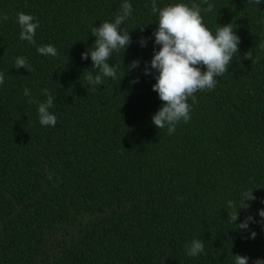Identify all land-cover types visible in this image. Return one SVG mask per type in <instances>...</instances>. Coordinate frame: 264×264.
<instances>
[{"label": "trees", "instance_id": "16d2710c", "mask_svg": "<svg viewBox=\"0 0 264 264\" xmlns=\"http://www.w3.org/2000/svg\"><path fill=\"white\" fill-rule=\"evenodd\" d=\"M124 0H0V264H248L264 260V226L234 225L264 208V2L208 0L203 23H232L239 58L213 90L189 98L190 120L169 135L151 117L162 106L152 85V0H128L125 52H113L117 78L88 85L81 59L95 41L91 27L113 22ZM207 5L203 0H156ZM38 21L35 44L20 39L16 14ZM143 28V30H141ZM147 39L146 46L139 44ZM53 45L56 56L38 46ZM251 51L252 61L244 59ZM32 68H15L16 57ZM139 60L138 68L126 72ZM93 74L97 73L92 69ZM138 82L131 83L136 78ZM27 87L32 95L25 96ZM54 97V127L42 126L38 104ZM254 190L249 207L229 223L228 201ZM193 239L204 252L190 257Z\"/></svg>", "mask_w": 264, "mask_h": 264}, {"label": "clouds", "instance_id": "9594fccd", "mask_svg": "<svg viewBox=\"0 0 264 264\" xmlns=\"http://www.w3.org/2000/svg\"><path fill=\"white\" fill-rule=\"evenodd\" d=\"M264 0H251V3L261 4ZM207 5L201 8L198 4L192 3H171L163 7H158L156 0H152V12L158 16L156 29L152 33L154 44L159 45L157 50L153 48V56L150 67L145 65L144 75L153 74L155 70V83L152 90L159 96L162 106L152 115L151 121L157 129L167 128L171 135L176 131V126L181 121L187 123L191 116V105L189 98L195 99L197 91L213 90L217 84V77L229 71L234 57L239 58L240 37L236 34L232 23L220 25L217 23L213 33L204 23L202 12H212L214 5L203 0ZM132 5L128 0L121 4L120 11L116 14L113 22L103 21L98 27H91V36L95 37L94 43L81 54L82 60L89 57L92 61V69L85 70L82 75L88 85L93 87L103 85L104 78H117V66L110 64L112 53L123 50L131 44L130 32L121 29V25L131 16ZM17 23L20 27V39L26 40L30 44H35L34 39L36 29L39 27L38 21L34 22V17L24 12L16 14ZM7 14L0 16V20L6 21ZM143 30V28H141ZM139 44L144 47L147 44L146 38H141ZM264 47V45H261ZM37 52L41 55L56 56L57 49L53 45H43L37 47ZM244 59L252 61L251 51L244 54ZM139 60H134L127 67L126 72L138 68ZM15 68H25L32 71L31 66L24 57H16ZM137 77L131 83L138 82ZM4 83V73L0 72V85ZM46 100L43 102L29 100V103L38 104L37 112L39 123L42 126L54 127L57 123L55 114L49 111L54 105V97L47 89L41 90ZM25 96H31V91L25 87ZM254 190L242 192L241 198L246 207H236L234 201H228V207L232 209L228 212V222L233 224L238 219L239 211L249 207L246 201H253L256 197ZM264 203V201H261ZM258 215L264 218V208L258 210ZM260 223L264 226V219L255 221L253 216H247L244 221L234 225L238 230L250 231V237L254 239L257 235L255 231L249 229V223ZM186 254L190 257L199 256L204 252V243L200 239H193L185 246ZM234 264H248L249 257L235 254ZM252 264H264V260L255 259Z\"/></svg>", "mask_w": 264, "mask_h": 264}]
</instances>
